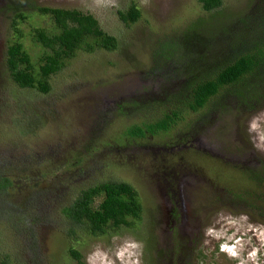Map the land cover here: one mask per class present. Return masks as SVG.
<instances>
[{
    "label": "rangeland",
    "instance_id": "rangeland-1",
    "mask_svg": "<svg viewBox=\"0 0 264 264\" xmlns=\"http://www.w3.org/2000/svg\"><path fill=\"white\" fill-rule=\"evenodd\" d=\"M253 1L223 0L207 12L197 0H0V264H151L174 237L191 264H264V217L234 198L262 190L246 170L264 163V108L213 114L192 134L187 122L199 112L166 132L126 135L161 115L134 106L161 94L148 74L156 42L199 18L207 28L231 20ZM132 3L140 16L126 25L118 11ZM42 6L91 13L117 39L111 51H78L48 93L18 87L6 67L11 21L25 15L26 33L50 23L36 12ZM23 41L37 60L42 49L29 34ZM107 180L137 190L142 220L93 236L61 208Z\"/></svg>",
    "mask_w": 264,
    "mask_h": 264
},
{
    "label": "trees",
    "instance_id": "trees-1",
    "mask_svg": "<svg viewBox=\"0 0 264 264\" xmlns=\"http://www.w3.org/2000/svg\"><path fill=\"white\" fill-rule=\"evenodd\" d=\"M197 1L207 12L223 4V0ZM36 12L47 16L50 23L32 27L26 33L20 26L26 17L17 14L10 24L12 38L7 43L6 67L20 88L48 93L51 76L63 69L78 51H111L117 46L116 37L102 29L91 13L45 6L37 7ZM118 15L129 25L137 21L140 10L132 3L125 11H118ZM26 34L42 49L37 60L26 49L23 41ZM212 44L215 49H210ZM154 48L148 74L161 82V94L149 106L142 107L138 102L134 106L138 113L156 110L161 115L128 127L129 137L166 132L189 113H201L190 124L187 122V131L192 134L195 126L213 114L232 111L251 114L264 108V0H254L242 15L222 19L212 28L205 27L199 18L181 31L159 39ZM246 176L262 190L243 192L234 198L242 201L247 211L264 217V163L258 171L246 170ZM61 213L88 234L97 236L108 228L136 227L142 220L143 207L131 184L107 180L81 189L71 204L61 208ZM151 250L152 243L146 241L145 251L150 254ZM69 252L77 257L73 249ZM186 259L179 237H174L165 255H156L151 264H191Z\"/></svg>",
    "mask_w": 264,
    "mask_h": 264
},
{
    "label": "clouds",
    "instance_id": "clouds-1",
    "mask_svg": "<svg viewBox=\"0 0 264 264\" xmlns=\"http://www.w3.org/2000/svg\"><path fill=\"white\" fill-rule=\"evenodd\" d=\"M252 126L255 127V122H253V125Z\"/></svg>",
    "mask_w": 264,
    "mask_h": 264
}]
</instances>
